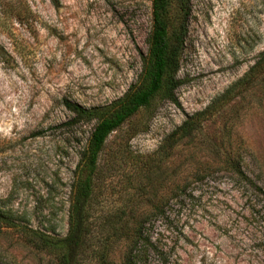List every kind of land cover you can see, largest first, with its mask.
<instances>
[{
    "label": "rangeland",
    "instance_id": "1",
    "mask_svg": "<svg viewBox=\"0 0 264 264\" xmlns=\"http://www.w3.org/2000/svg\"><path fill=\"white\" fill-rule=\"evenodd\" d=\"M183 2L179 85L104 141L79 264H124L141 221L145 264H264V0ZM150 27V0H0V264H54L30 238L65 235L94 126L62 102L122 98Z\"/></svg>",
    "mask_w": 264,
    "mask_h": 264
},
{
    "label": "trees",
    "instance_id": "2",
    "mask_svg": "<svg viewBox=\"0 0 264 264\" xmlns=\"http://www.w3.org/2000/svg\"><path fill=\"white\" fill-rule=\"evenodd\" d=\"M171 1L150 0L151 27L146 54L142 57L141 70L135 85L131 86L122 98L104 107L92 109H84L68 101L62 102L63 108L71 115L69 125L94 122V126L79 155L74 182L70 187L65 235L60 239H51L33 234V238H30L33 239L34 245L54 255V264H79V251L89 215L91 180L106 138L140 109L147 107L156 94L162 92L165 99L172 101V92L179 85L175 74L180 45L177 37L173 42L169 41L164 20ZM175 1L180 8L184 7L183 0ZM183 16L186 14L183 13ZM261 57L264 58V52ZM160 211V208H156L153 213L158 214ZM145 227L146 221H141L134 230L124 264H145V255L152 247ZM30 242L32 243V240Z\"/></svg>",
    "mask_w": 264,
    "mask_h": 264
}]
</instances>
